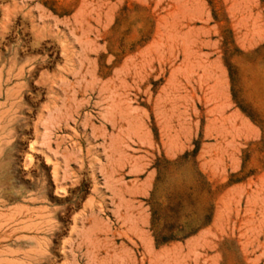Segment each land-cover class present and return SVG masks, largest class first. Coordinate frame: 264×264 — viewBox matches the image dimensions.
<instances>
[{"label": "rangeland", "instance_id": "374dc122", "mask_svg": "<svg viewBox=\"0 0 264 264\" xmlns=\"http://www.w3.org/2000/svg\"><path fill=\"white\" fill-rule=\"evenodd\" d=\"M5 103L0 264H264V0H0Z\"/></svg>", "mask_w": 264, "mask_h": 264}, {"label": "crops", "instance_id": "0c3cea01", "mask_svg": "<svg viewBox=\"0 0 264 264\" xmlns=\"http://www.w3.org/2000/svg\"><path fill=\"white\" fill-rule=\"evenodd\" d=\"M27 69L28 68L25 65L24 69H23V71L25 72L24 74H26ZM14 79H16V78H14ZM24 79L25 78H23V79L18 78V80L16 82L11 81L10 83L6 84L4 95L6 96L7 102H9L10 99H13L15 96L26 95V93H27L26 88L27 87L25 85V82L23 81ZM7 105H8V103L0 104V106H7ZM19 109L25 110V104H23L22 107ZM8 110L9 109L7 107L6 108L0 107V111H8Z\"/></svg>", "mask_w": 264, "mask_h": 264}]
</instances>
